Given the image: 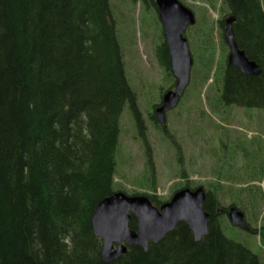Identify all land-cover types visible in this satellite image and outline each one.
I'll return each mask as SVG.
<instances>
[{
  "label": "trees",
  "instance_id": "trees-1",
  "mask_svg": "<svg viewBox=\"0 0 264 264\" xmlns=\"http://www.w3.org/2000/svg\"><path fill=\"white\" fill-rule=\"evenodd\" d=\"M218 12V42L211 27L199 34L192 78L199 72L201 83L211 80L216 109L264 108V0H221ZM227 17L233 18L235 43L258 65V75H244L228 63ZM154 54L170 89L174 79L163 35ZM125 108L145 146V180L154 188L146 127L110 1L0 0V264H262L225 233L228 209L241 210L235 202L220 203L219 184L189 181L179 189L203 188L208 234L195 241L179 222L147 250L133 245L113 261L101 260L91 217L103 198L126 193L115 182ZM153 110L149 120L165 133ZM129 195H146L156 206L163 202L156 194ZM246 224V232H256ZM135 225L131 213L129 226Z\"/></svg>",
  "mask_w": 264,
  "mask_h": 264
},
{
  "label": "rangeland",
  "instance_id": "rangeland-1",
  "mask_svg": "<svg viewBox=\"0 0 264 264\" xmlns=\"http://www.w3.org/2000/svg\"><path fill=\"white\" fill-rule=\"evenodd\" d=\"M109 1L126 75L137 94L154 164V188H150L145 180V146L125 108L120 117L116 152V187L128 195L156 194L166 202L187 181L219 184L220 203L228 206L235 202L246 223L256 231L246 232L228 220L230 227L225 233L243 242L264 264V108L216 109L211 80L201 83L199 72L192 78L195 48L202 37L199 34L208 33L211 27L214 41L218 42L216 20L221 0H179L196 18L195 24L185 31L193 65L190 83L178 104L165 113V133L148 118L160 101V87L166 91L172 83L154 54L163 32L155 6L151 0ZM223 56V51L218 53L219 61ZM219 86L220 82L216 87ZM160 204L154 206L158 208Z\"/></svg>",
  "mask_w": 264,
  "mask_h": 264
},
{
  "label": "water",
  "instance_id": "water-1",
  "mask_svg": "<svg viewBox=\"0 0 264 264\" xmlns=\"http://www.w3.org/2000/svg\"><path fill=\"white\" fill-rule=\"evenodd\" d=\"M157 15L162 25L164 41L171 60L173 87L164 92L161 103L154 109L158 123L165 124V112L176 107L190 83L193 57L185 31L195 24L194 12L179 0H155ZM232 17L225 19L224 41L228 47L227 61L244 75H258V65L239 49L231 31ZM205 192L201 186L175 191L169 200L157 208L146 195H128L122 191L103 198L91 217L94 234L101 239L99 256L110 262L127 252L133 245L147 250L149 243H157L171 232L179 222H185L193 239L199 241L208 234V213L204 210ZM131 213L135 228L129 226ZM229 222L247 229L244 213L234 206L228 209Z\"/></svg>",
  "mask_w": 264,
  "mask_h": 264
},
{
  "label": "flooded vegetation",
  "instance_id": "flooded-vegetation-1",
  "mask_svg": "<svg viewBox=\"0 0 264 264\" xmlns=\"http://www.w3.org/2000/svg\"><path fill=\"white\" fill-rule=\"evenodd\" d=\"M158 105H160V101H159V103H157V105L156 106H158ZM240 229V228H239ZM242 230H244V231H247V229H243V228H241Z\"/></svg>",
  "mask_w": 264,
  "mask_h": 264
}]
</instances>
